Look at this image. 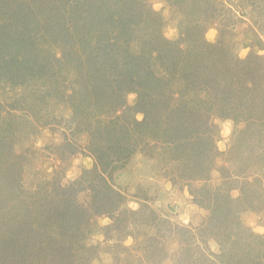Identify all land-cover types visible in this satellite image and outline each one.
Masks as SVG:
<instances>
[{"label": "rangeland", "instance_id": "rangeland-1", "mask_svg": "<svg viewBox=\"0 0 264 264\" xmlns=\"http://www.w3.org/2000/svg\"><path fill=\"white\" fill-rule=\"evenodd\" d=\"M54 2H46V12L31 9L27 15L16 13V4L0 3V52L13 55L7 64L5 54H0V264H264L263 120L247 124L222 118L215 103L211 122L218 132L214 146L219 154L205 170L187 158L177 141L183 131L175 128L174 139L160 128L171 112L149 111L147 120L161 133L143 137L140 128L131 156L113 159L110 139L98 133L94 137V129L84 130L82 125L88 120L95 126L111 122L112 116L102 119L100 110L106 107L97 101L95 107L90 101L80 102L75 92L84 119L75 118L77 107L70 94L74 86L79 88L80 79L55 59L63 48L55 38L59 21L49 12ZM149 2L162 23L160 35L181 43L184 53L189 51L187 44H198L202 38L219 44L225 32L223 42L231 54L241 59L251 52L264 56V0ZM61 7L63 17L68 6ZM66 18L61 26L79 32L71 13ZM131 30L112 48L115 64V56L134 60L138 54L146 56L150 47L163 46L159 32L142 25L137 34ZM155 57L150 61L157 78L168 80L171 88L166 94L174 91L168 104L184 99L201 107L206 97L190 92L177 96L183 82L173 80L166 73L170 64ZM157 99L165 109V102ZM138 100V93L127 94L131 107ZM209 104L213 105L207 98L203 108ZM133 117L143 121L145 114L136 109ZM108 127L112 126L102 129ZM90 147L94 154L100 152L101 161ZM78 180L85 184L75 199L85 210L80 208L84 212L76 218V203L67 202L62 190ZM93 185L95 190H89ZM203 188H210L213 199L221 191L235 202L228 208V201L220 197L223 201L212 213L201 204L207 194ZM106 191L110 198H105ZM225 216L230 222L223 220ZM115 218L120 228L114 227Z\"/></svg>", "mask_w": 264, "mask_h": 264}, {"label": "trees", "instance_id": "trees-1", "mask_svg": "<svg viewBox=\"0 0 264 264\" xmlns=\"http://www.w3.org/2000/svg\"><path fill=\"white\" fill-rule=\"evenodd\" d=\"M37 1L0 0V3H5V6L8 7L16 4L15 12L18 14L26 12L27 15L31 9L32 12L40 9L42 13L45 9H48L46 3L48 0H44L43 5L38 4ZM54 1L56 0H51V2ZM64 1L65 3L62 4L61 0L59 3L54 2L55 4L50 6L49 9L52 17L55 16L54 20L58 19L59 21L58 24L60 25H57L56 28H60V30L55 33V38L57 42L62 44L63 48L60 58L55 57V59L60 60L65 70L68 68L73 69L77 73L75 78L80 79L78 80L79 88L75 86L72 88L73 92L72 96L70 94V99L73 97V101L79 100L74 97V93L78 92L81 96L80 102L90 101L93 106L94 101H97L98 106L106 107V110H100L101 115L105 114L102 119L109 116L113 117L111 122L110 119L105 120L106 124L98 123V126L92 125L88 118H86L88 121L82 124L86 127L84 130L91 131L94 129L96 133L94 137L98 133L101 137L105 136L108 137V140L110 139L113 146L108 150L110 151V157L113 156V159L115 157V160H122L131 156L132 152L136 150V133L140 132V128H142L141 135L143 137H155V135L158 137V134L161 133L160 130L154 128L153 124L151 125L147 120L149 111H156L157 109L161 113L171 112V116L163 117L164 122L160 124V128L167 135L170 133L171 138L172 136L175 137V128L178 132L183 131L184 134L177 137V141H180L187 158L199 163V168L205 170L209 169L207 168L210 167L209 163H214V158L219 154L218 148L214 146L218 132L216 133V126L211 122V111L216 112V110H213L215 103H217L222 118L245 121L247 124L261 122L262 120L264 123V56L251 52L248 57L241 59L231 54L226 47L227 44L223 42V38L226 37L225 32H221L223 38L219 44L214 45L202 38L198 44H187L190 48H187L189 51L184 53L183 50L185 49L181 48V43L172 42L160 35L158 26L162 27V23L158 20L149 0H116L114 3H111V0ZM62 5L66 8L68 6L67 13L63 17L59 14ZM68 13H71L72 19L77 21L75 27L80 33L77 31L72 32V27L61 26L63 25L62 21H66ZM154 13L155 16L152 17ZM139 25L150 31L159 32V42L163 43V46L161 48L158 46L150 47L146 56L138 54L134 60L131 59L133 56L121 58L115 56V62H117L115 64L111 55L114 51L112 48L118 47L119 40L123 39L122 35L128 33L126 31L132 29L130 32H136L135 34H137ZM140 33H143V31H140ZM93 35H95V38ZM181 52H183V55L180 57ZM0 54H5L3 56L8 59L6 60L7 64L12 61V54L3 51ZM154 54L162 59V63L170 64L166 73H169L174 78L173 80L183 82L176 95L181 98L187 96L189 92L195 95L198 94V96L204 95L206 99L201 100V107L184 99L180 102L176 100L173 105L168 104L174 91L166 94L165 90L171 88L168 80L157 78L153 67L154 62L151 63L150 61ZM122 66L124 67L123 71H121L122 68L116 69V67ZM14 84L20 85L16 82ZM130 92L139 95L135 107L128 104L127 94ZM157 97L165 102V106L169 110L164 109ZM207 98L212 101L213 105L209 104L210 107L204 109L203 105L207 103ZM74 105L77 107L75 118L84 119L83 112H79V103L74 101ZM136 109L145 114L143 121L133 117V112ZM260 113L263 116L258 115ZM108 124L112 127H108V130L102 129L103 125ZM186 128H191V130L185 134ZM157 130L159 133H157ZM111 131L114 133L113 139V135H111L113 133H109ZM106 132L107 134H105ZM92 148L90 147V150ZM99 153L96 151L94 154L93 150L91 151V154L100 160ZM83 184L85 183L78 180L62 190L64 192L62 195H65L63 198L67 202L75 201L76 204L72 208L75 210L73 215L77 214L76 218L80 212L81 215L84 212L80 210V208H84L75 199L76 195L84 190ZM94 188L93 185L88 189L94 191ZM202 190L207 194L201 204L207 206L212 213L217 211L220 206L218 201H223L222 199L228 201V208L235 202L229 193L224 196L221 191L216 192L214 198L217 200L216 202L211 198L210 188H203ZM99 191L101 192V189L98 190V193ZM104 193L105 198H108L110 193H107V191ZM104 196L102 195V197ZM104 205L102 204L101 208ZM108 208L109 205L106 209ZM107 211L111 212L109 209ZM213 219V221H217L215 216H213ZM223 220L229 221L226 216ZM232 223L235 225L240 224L236 221ZM113 225L120 228L118 227L121 225L120 220L116 219ZM233 230H235V226ZM253 245V242L252 244L249 243V246L253 247ZM246 256V261H248V253Z\"/></svg>", "mask_w": 264, "mask_h": 264}]
</instances>
